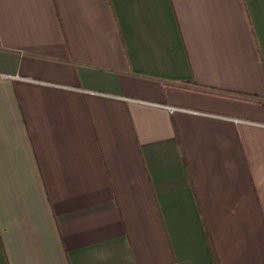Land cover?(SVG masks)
<instances>
[{
  "label": "crops",
  "instance_id": "obj_1",
  "mask_svg": "<svg viewBox=\"0 0 264 264\" xmlns=\"http://www.w3.org/2000/svg\"><path fill=\"white\" fill-rule=\"evenodd\" d=\"M0 39V264H264V0H0Z\"/></svg>",
  "mask_w": 264,
  "mask_h": 264
},
{
  "label": "trees",
  "instance_id": "obj_2",
  "mask_svg": "<svg viewBox=\"0 0 264 264\" xmlns=\"http://www.w3.org/2000/svg\"><path fill=\"white\" fill-rule=\"evenodd\" d=\"M185 164L187 166L186 160H185ZM210 246H211V249H212V252H213V264H220L219 258H218L217 253H216V249L214 247V243L212 241H210Z\"/></svg>",
  "mask_w": 264,
  "mask_h": 264
},
{
  "label": "built area",
  "instance_id": "obj_3",
  "mask_svg": "<svg viewBox=\"0 0 264 264\" xmlns=\"http://www.w3.org/2000/svg\"><path fill=\"white\" fill-rule=\"evenodd\" d=\"M0 43H1V39H0ZM171 111H173V109L171 108Z\"/></svg>",
  "mask_w": 264,
  "mask_h": 264
}]
</instances>
